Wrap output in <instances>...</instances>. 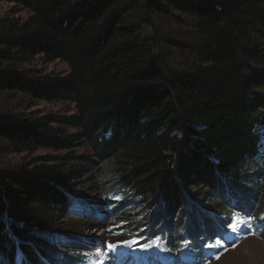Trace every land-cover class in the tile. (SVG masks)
I'll use <instances>...</instances> for the list:
<instances>
[{"label":"trees","instance_id":"1","mask_svg":"<svg viewBox=\"0 0 264 264\" xmlns=\"http://www.w3.org/2000/svg\"><path fill=\"white\" fill-rule=\"evenodd\" d=\"M0 2L26 14L0 19V93L70 103L75 116L57 124L76 131L51 117L0 120V144L15 154L67 153L0 170V264H91L63 251L80 240L76 219L126 221L114 233L159 238L170 264L214 262L229 225L264 238V0L191 1L183 38L157 26L164 0ZM36 57L69 71L26 77ZM75 147L97 159L101 201L76 184ZM186 206L195 229L165 218ZM66 232L76 240L64 243Z\"/></svg>","mask_w":264,"mask_h":264},{"label":"rangeland","instance_id":"2","mask_svg":"<svg viewBox=\"0 0 264 264\" xmlns=\"http://www.w3.org/2000/svg\"><path fill=\"white\" fill-rule=\"evenodd\" d=\"M191 1H196V3H198L202 0H164L163 8L158 9L161 19L159 18L157 26L161 27L165 33H170L171 35H168V37L183 38L180 36V33L189 30L188 24L192 18V7L190 6ZM176 16L179 17L175 18ZM6 17L25 18L26 14L23 12L21 13L20 9L14 4L0 2V19H4ZM262 32L264 34V30H262ZM23 71L26 77L34 76L37 73L43 75L54 74L63 76L69 71V69L67 64L63 62H49L43 57H36L29 65L23 68ZM74 116V106L67 102L48 103L36 101L35 99L24 96L5 97L2 93H0V120L3 121L7 120L9 122H18L26 120L27 118L51 117L56 121L57 124V120L59 119H70ZM57 126L68 130L69 133L76 134L74 129L66 128V124L61 123L57 124ZM260 128L264 130V126H260ZM70 155L74 157V161L69 164L78 168V173H80L81 177L80 181H77L76 184L78 185L80 182V188H91L92 191H90L89 194L95 195L93 196V198L96 197L94 200L101 201L102 196L99 191L96 190L97 179L94 171L99 167L97 164V159L92 156L93 154L91 151L85 147H75L74 151L70 153ZM65 156H67L65 151L60 152L52 150H43L34 154H15L7 146L0 144V170L9 167L31 168L32 165L40 164V160L46 157L52 158L53 160H51L52 162L50 164L54 165L56 162H63L62 159ZM257 176L260 178L258 180V184L261 185L264 183V177L260 175ZM250 184V181L246 180L243 183V186L250 190L251 188L247 186ZM77 189H79V187H77ZM94 191H97V193ZM262 192L264 193V188H262ZM212 199L213 197L209 199L206 198V202L210 203ZM184 210L185 211L178 213V218L171 217L172 215H166L165 218L166 220L168 219V221L172 220V224L176 227L184 228L187 224L191 223V226L193 229H195L196 227L193 225V213L189 211V207L187 206ZM144 211H146V209H144ZM75 213H78V215L81 217H85V214L80 210L79 212L76 211ZM152 213L153 211H148L147 214L143 215V217L148 216L149 218V215ZM197 213L200 214L201 211L198 210ZM188 215H190V217L187 219ZM70 216L75 215L65 213L62 214L60 218L63 220V222H65L68 220V218H70ZM220 216H222V219H224V214ZM167 217H170V219ZM135 219H140V217H135ZM195 219L199 221V218ZM76 220L81 226L74 227L72 225V229H77H74L73 232L70 231V233H75L76 236L80 237V240L76 243V249H74V246L72 249L71 247L67 246L66 249L63 248V251L70 252L72 254L77 253L79 256L89 254L87 256V261H89L91 264H111L112 257L118 260L124 252H127L126 249L130 244L129 242H139L141 240V237L134 236V233L130 235L126 230L120 231L118 234L114 233L116 228L123 226L126 221L115 222L113 220L112 223L108 222L107 226L97 225V222L94 221L92 223L96 225L91 226V223L88 225L79 219ZM132 220H134L132 217L128 219V221ZM70 233L67 234L66 232L65 234H61L68 236L64 241V243L67 242L66 244L72 242L71 240H76V238H74L75 235L69 237ZM236 239L237 244L235 247L224 250L221 257L210 264H264V238H258L250 235L244 238L238 236ZM109 245H115V247L109 248ZM105 248L106 250H104ZM131 254L140 256L141 253L139 251V247H134L131 251Z\"/></svg>","mask_w":264,"mask_h":264},{"label":"snow or ice","instance_id":"3","mask_svg":"<svg viewBox=\"0 0 264 264\" xmlns=\"http://www.w3.org/2000/svg\"><path fill=\"white\" fill-rule=\"evenodd\" d=\"M229 227H232L233 231H238V229H236L233 225H229ZM158 240H159V238H157V241H154L153 243L158 244ZM216 246H223V245L221 244V242L218 241ZM108 247L109 248H114L115 245H109Z\"/></svg>","mask_w":264,"mask_h":264}]
</instances>
